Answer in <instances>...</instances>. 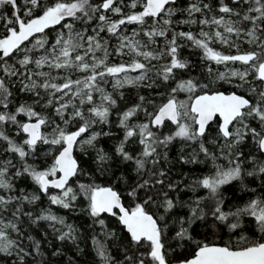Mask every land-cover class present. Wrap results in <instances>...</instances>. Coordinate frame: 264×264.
<instances>
[{
	"label": "snow or ice",
	"instance_id": "6c2138e0",
	"mask_svg": "<svg viewBox=\"0 0 264 264\" xmlns=\"http://www.w3.org/2000/svg\"><path fill=\"white\" fill-rule=\"evenodd\" d=\"M0 264H264V0H0Z\"/></svg>",
	"mask_w": 264,
	"mask_h": 264
},
{
	"label": "trees",
	"instance_id": "16d2710c",
	"mask_svg": "<svg viewBox=\"0 0 264 264\" xmlns=\"http://www.w3.org/2000/svg\"><path fill=\"white\" fill-rule=\"evenodd\" d=\"M183 51H184V54H185V55L188 54V50H187V49H185V50H183ZM192 59L195 60L196 57H192ZM117 131H119V130H117ZM103 142H104V144H105L106 147H111V146H112V143H113L112 140H109V139H107V138H105ZM54 208H55V206H54ZM70 222H73V221L70 220Z\"/></svg>",
	"mask_w": 264,
	"mask_h": 264
}]
</instances>
